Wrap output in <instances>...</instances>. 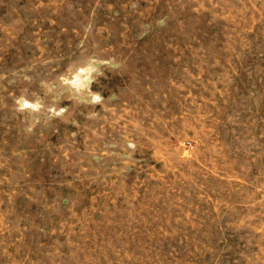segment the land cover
<instances>
[{"label": "rangeland", "instance_id": "374dc122", "mask_svg": "<svg viewBox=\"0 0 264 264\" xmlns=\"http://www.w3.org/2000/svg\"><path fill=\"white\" fill-rule=\"evenodd\" d=\"M0 264H264V0H0Z\"/></svg>", "mask_w": 264, "mask_h": 264}, {"label": "clouds", "instance_id": "9594fccd", "mask_svg": "<svg viewBox=\"0 0 264 264\" xmlns=\"http://www.w3.org/2000/svg\"><path fill=\"white\" fill-rule=\"evenodd\" d=\"M100 99H101L100 95L97 94L94 102L99 103ZM14 104H15V111L18 113H24V112L37 113L43 107V105L39 101L29 100L23 95L17 97L14 101ZM63 111L65 110L60 109L59 111H56L52 108H49L48 109V119L51 120V119L61 116ZM28 131H31V129H28Z\"/></svg>", "mask_w": 264, "mask_h": 264}]
</instances>
